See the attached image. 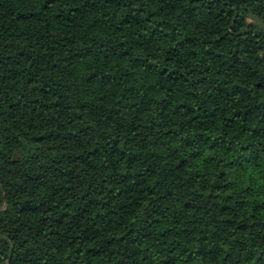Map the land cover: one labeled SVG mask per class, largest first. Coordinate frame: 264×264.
Masks as SVG:
<instances>
[{
  "label": "trees",
  "instance_id": "obj_1",
  "mask_svg": "<svg viewBox=\"0 0 264 264\" xmlns=\"http://www.w3.org/2000/svg\"><path fill=\"white\" fill-rule=\"evenodd\" d=\"M255 2L0 0V264H264Z\"/></svg>",
  "mask_w": 264,
  "mask_h": 264
},
{
  "label": "clouds",
  "instance_id": "obj_2",
  "mask_svg": "<svg viewBox=\"0 0 264 264\" xmlns=\"http://www.w3.org/2000/svg\"><path fill=\"white\" fill-rule=\"evenodd\" d=\"M264 6V0H256L255 3L252 4V8H257V6Z\"/></svg>",
  "mask_w": 264,
  "mask_h": 264
},
{
  "label": "rangeland",
  "instance_id": "obj_3",
  "mask_svg": "<svg viewBox=\"0 0 264 264\" xmlns=\"http://www.w3.org/2000/svg\"><path fill=\"white\" fill-rule=\"evenodd\" d=\"M29 150H30V145L28 143H25L23 153L27 154L29 152Z\"/></svg>",
  "mask_w": 264,
  "mask_h": 264
}]
</instances>
